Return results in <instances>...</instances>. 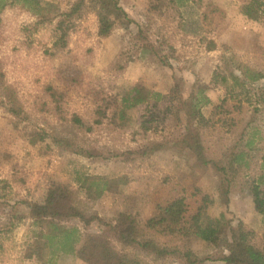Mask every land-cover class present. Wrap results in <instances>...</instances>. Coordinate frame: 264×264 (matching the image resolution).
Segmentation results:
<instances>
[{"label":"rangeland","instance_id":"obj_1","mask_svg":"<svg viewBox=\"0 0 264 264\" xmlns=\"http://www.w3.org/2000/svg\"><path fill=\"white\" fill-rule=\"evenodd\" d=\"M60 11L74 0H42ZM132 22L127 27L115 23L105 37L97 35V21L90 4L68 38L66 48L53 46L55 20L41 21L20 5H6L0 10V84L16 89L23 117L15 120L7 111L0 86V194L18 200H39L48 185L61 182L68 186L77 201L85 204L89 214L102 220L82 225L78 220L63 224L80 227L81 232H96L110 238L117 249L109 223L119 212L131 213L139 224L152 215L160 202L183 195L189 213L203 203L209 217L221 213L236 230L238 222L251 229V242L264 246V214L256 210L251 194V180L260 173L264 161V108H255V98L248 87H228L214 83V72L229 77L239 74L236 61L264 72V16L253 19L243 14L251 0H178L167 10L151 8L154 0H119ZM264 3V0H259ZM171 5V6H172ZM51 17V15H50ZM138 24L147 28L148 39L162 44L168 65L139 47ZM214 45L213 49L209 47ZM122 71L113 64L124 63ZM50 83L63 93L62 107L67 119H60L44 92ZM99 83V84H98ZM139 83L144 89L167 94L178 87L186 98L195 83L206 86L210 104L203 106L201 140L207 157L217 160L232 149L248 153L249 167L240 170L232 182L228 205L217 192L219 177L210 165L195 156V150L182 139L181 128L174 126L171 114L152 107L153 99L126 110L125 125L105 121L91 132L79 131L69 119L72 115L88 118L96 97L92 89L106 95H121ZM264 84V81L260 82ZM162 108L165 102L158 103ZM175 104V102H174ZM262 107V106H261ZM153 114L149 129L141 120ZM34 139L30 143L28 136ZM43 137V140H39ZM253 138L247 147L246 141ZM160 142L148 157L127 155L149 142ZM90 151L92 156H86ZM123 176L125 184L105 192L98 199H87L79 188L82 174ZM208 196L210 200H204ZM27 216L7 233H0V264H39L27 259V245L37 229ZM160 242L164 238L155 236ZM230 233L224 229L218 244L197 237L184 242L166 243L178 250L154 260L152 256L125 249L130 263L187 264L183 250L192 251L201 264H228L218 257L228 254L225 241ZM231 241V240H230ZM137 253V254H135ZM55 264H85L71 255L57 258ZM196 264H200L197 262Z\"/></svg>","mask_w":264,"mask_h":264},{"label":"trees","instance_id":"obj_2","mask_svg":"<svg viewBox=\"0 0 264 264\" xmlns=\"http://www.w3.org/2000/svg\"><path fill=\"white\" fill-rule=\"evenodd\" d=\"M151 8L160 10L161 6L173 7L178 0H154ZM18 4L32 15L46 21L49 18L55 20L56 38L53 46L58 49L67 47L68 38L75 28L76 20L81 16L84 5L90 4L97 21V35L107 36L115 23L127 27L132 22L119 0H74L67 10L60 11L50 3L42 0H0V10L6 5ZM174 4V5H172ZM172 5V6H171ZM260 13L264 16V3L259 0H251L244 6L243 14L250 18H257ZM51 15V17H50ZM136 38L141 42L139 47L144 52L155 55L163 65H168L167 54L162 52V44L154 45L147 35V28L142 24L137 25ZM214 48V45L209 47ZM126 60L120 63L119 60L113 64L114 71H122L125 68ZM235 69L239 74L231 73L227 78L214 72L212 78L214 83L228 87L227 81L230 78V87L244 89L252 92L255 98V108H264V72L257 70L243 62L236 61ZM99 84V83H98ZM1 90L5 106L9 114L19 120L23 117L22 105L13 85L2 83ZM53 112L60 119H67L62 107L63 93L52 84L44 86ZM96 95L92 99L94 107L88 118L72 115L70 121L76 125L77 130L91 132L95 126L107 124L117 126L125 125L126 110L134 108L153 99L152 107L158 111L171 114L172 122L177 128H181L182 139L187 146L195 150V156L204 165H210L217 172L219 183L217 192L223 198L224 205H228L232 189V182L240 170L249 167L248 153L244 150L232 149L222 158L213 160L207 157L201 140L200 125L204 120L201 108L210 104L211 100L206 94V86L195 83L186 98L178 87H175L167 94L153 92L144 89L141 84L136 83L125 88L121 95H106L101 91L92 89ZM165 102L161 108L158 103ZM175 102V104H174ZM262 106V107H261ZM153 114L147 120H141L140 127L148 130L149 123L153 120ZM29 142H34L31 134ZM40 137L39 140H43ZM162 143L151 141L140 146L138 149L129 150L127 155L136 154L139 157H148L150 153L161 146ZM253 144V138L246 141V146ZM86 156H92L90 151L85 152ZM79 188L84 191L87 199H98L105 192L118 190L120 184H125L124 177L110 178L106 175L82 174L77 177ZM250 194L257 211L264 214V161L260 165V173L251 180ZM204 200H210L208 196ZM207 203H201L195 211L189 213L188 204L183 195L175 196L164 200L156 205L154 212L142 225L134 215L127 212H119L109 228L114 241L120 246L117 249L113 241L96 232H81L76 225H65L64 221L78 220L86 226L94 220H102L95 214H89L85 204L77 201L74 192L67 185L61 182H51L44 195L39 200H18L0 194V233H7L14 229L16 224L27 216L22 208L28 210L33 226L37 229L31 242L27 245L24 256L27 259H34L39 264H55L58 257L71 255L85 264H136L130 263L125 249L130 248L145 255H150L154 260L162 259L178 250L174 243L169 248L166 243L184 242L190 237H197L204 242L216 245L224 229L230 233V240L225 241L229 255L218 257L219 260L228 264H264V246L259 248L251 242L253 232L245 229L241 222H238L236 230L233 229L229 219L221 213L219 217L212 218L205 212ZM164 238L160 242L155 238ZM137 254V253H135ZM187 264L204 262L207 259H198L190 250H183ZM129 258V257H128Z\"/></svg>","mask_w":264,"mask_h":264}]
</instances>
